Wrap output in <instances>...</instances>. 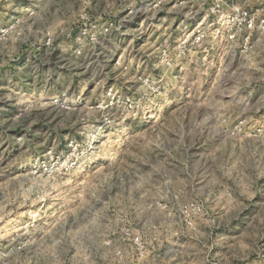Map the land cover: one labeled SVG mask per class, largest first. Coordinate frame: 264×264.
Returning <instances> with one entry per match:
<instances>
[{
  "label": "rangeland",
  "instance_id": "374dc122",
  "mask_svg": "<svg viewBox=\"0 0 264 264\" xmlns=\"http://www.w3.org/2000/svg\"><path fill=\"white\" fill-rule=\"evenodd\" d=\"M0 0V264H264V0Z\"/></svg>",
  "mask_w": 264,
  "mask_h": 264
},
{
  "label": "built area",
  "instance_id": "2783aa9c",
  "mask_svg": "<svg viewBox=\"0 0 264 264\" xmlns=\"http://www.w3.org/2000/svg\"><path fill=\"white\" fill-rule=\"evenodd\" d=\"M215 2L213 13H221V7L226 4L225 0H215ZM221 18H224L221 24L227 28V38L231 42H237L241 38L239 46L243 50L250 47L249 39L253 32H264V6L255 10L244 6H233L231 12L227 15H221Z\"/></svg>",
  "mask_w": 264,
  "mask_h": 264
}]
</instances>
